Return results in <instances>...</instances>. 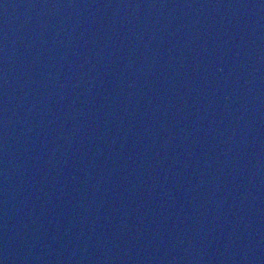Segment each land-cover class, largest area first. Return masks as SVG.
<instances>
[{"label": "water", "instance_id": "water-1", "mask_svg": "<svg viewBox=\"0 0 264 264\" xmlns=\"http://www.w3.org/2000/svg\"><path fill=\"white\" fill-rule=\"evenodd\" d=\"M0 264H264V0H0Z\"/></svg>", "mask_w": 264, "mask_h": 264}]
</instances>
